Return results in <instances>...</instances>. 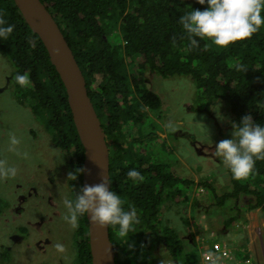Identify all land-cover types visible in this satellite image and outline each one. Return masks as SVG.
<instances>
[{
  "label": "trees",
  "instance_id": "trees-1",
  "mask_svg": "<svg viewBox=\"0 0 264 264\" xmlns=\"http://www.w3.org/2000/svg\"><path fill=\"white\" fill-rule=\"evenodd\" d=\"M42 2L52 12L74 52L102 122L110 151L111 190L121 197L126 209L134 208L137 213L138 223L128 243L110 227L117 264H153V244L163 241L174 261L184 250L189 253L184 256L187 264H199L200 256L188 250L178 232L163 221L164 203H189V191L195 181L174 172L171 145L157 131L160 129L174 139L176 133L161 127L160 122L164 124L167 118L164 102L160 94L150 89L146 74L164 79L190 78L201 103L197 111L202 114H213L217 103H225V118L230 111L239 121L244 115H251L254 122L264 124V26L250 39L226 49L205 40L192 46L179 17L191 8L207 7L197 0ZM0 19L15 26L7 39L0 40V53L13 69L10 86L18 102L29 107L45 125V132L65 157L68 172L83 169L85 150L67 91L46 47L28 26L14 0H0ZM116 32L119 38L113 41ZM17 73H27L30 83L24 87L17 85ZM197 107L193 104V111ZM133 129H137L139 139L134 138ZM38 137L34 133V141ZM190 140L195 141L192 136ZM130 168L140 171L143 179L136 183L129 180ZM228 174L230 189L224 192L223 188L213 199L218 207L248 196L250 202L243 211L264 208V159L256 161L253 173L245 179H233L229 170ZM202 185L214 191L211 181ZM69 186L73 198L83 187V171L75 181L69 176ZM240 217L241 210L231 218ZM74 242L75 264H92L86 215L79 219ZM3 256L2 264H11V250L6 248Z\"/></svg>",
  "mask_w": 264,
  "mask_h": 264
},
{
  "label": "rangeland",
  "instance_id": "rangeland-1",
  "mask_svg": "<svg viewBox=\"0 0 264 264\" xmlns=\"http://www.w3.org/2000/svg\"><path fill=\"white\" fill-rule=\"evenodd\" d=\"M118 38L116 32L113 41ZM12 74L11 65L0 53V160L17 169L13 178L0 176V264L4 261L6 248L11 250V264H75L74 234L77 227L72 228L64 220L67 210L63 201L72 199L65 157L45 132V125L29 107L18 102L10 86ZM146 77L150 81V89L160 94L164 102L167 118H164V124L160 122L161 127L170 128L171 125L175 128L176 139L168 138L167 133L160 129L157 131L171 145L173 154L170 161L174 172L183 179L195 181V186L189 191L192 197L189 203L179 206L164 203V223L186 240L187 249L195 251L201 257V262L204 261L205 249L212 250V242L226 244L235 262L241 261L247 243L251 242L250 230L245 220H240L226 232L225 222L232 214L235 200H229L223 208L213 202L215 194H221L223 188L225 192L231 187L228 168L215 152L216 143L231 138L229 117L226 116L224 122L219 124L214 112H198L201 103L197 88L188 77L164 79L151 73H147ZM193 104L198 106L194 111ZM219 104L223 115L228 110L225 103ZM149 115L154 117L153 114ZM202 124L207 128L210 139ZM10 132L15 133L21 141L16 151H9ZM34 133L40 136L36 141L33 139ZM132 134L139 139L137 129H133ZM186 135L192 136L195 141L189 140ZM24 153H27V157ZM206 180L214 184V191L200 187ZM247 199L244 197L242 205L246 204ZM249 219L251 224L258 221L249 245L253 248L252 260L255 264H264V211L256 210ZM24 227L27 229L26 240L11 239ZM189 241L191 244H188ZM57 244L63 245V248L58 249ZM249 246L247 254L250 252ZM152 249V260L156 264H187L184 256L189 253L179 251L182 256L174 261L164 241L155 242Z\"/></svg>",
  "mask_w": 264,
  "mask_h": 264
},
{
  "label": "clouds",
  "instance_id": "clouds-1",
  "mask_svg": "<svg viewBox=\"0 0 264 264\" xmlns=\"http://www.w3.org/2000/svg\"><path fill=\"white\" fill-rule=\"evenodd\" d=\"M197 3L200 5L206 4L207 7L203 10L191 8L190 11L179 17V23L188 35L189 44L192 46L197 45L200 40H205L217 48L226 49L237 42L250 39L253 34L264 26V0H197ZM14 27V25L6 24L4 20L0 19V40L7 39L14 31ZM14 79L17 85L21 87L30 83L27 73H17ZM213 112L216 115V119L223 123L226 118L221 114V105L219 103H217L216 110ZM227 116L231 122V138L223 139L216 143V156L222 159L233 179H245L253 173L256 161L264 159V124L254 122L251 115H244L240 121L238 118L235 119L233 114H230V111ZM169 127L172 131H175L173 126L170 125ZM203 127L209 138L207 128L204 125ZM20 142L15 133L10 132L8 134L9 151H16V146ZM23 155L27 157V153ZM82 171L83 169H76L75 172L69 173V176L75 181ZM16 174L17 169L14 166H9L6 161L0 160V176L13 178ZM127 178L133 183L143 179L140 171L135 168H130L127 171ZM201 186H203L202 183ZM206 188L210 189V187ZM200 190L203 191V189ZM244 197L248 199L246 204L242 205ZM233 200H235V203L232 206L231 216L225 222V231L227 232V229L232 227L234 223L245 220V224L250 230L249 238L252 242L251 234L254 233L253 230L257 228L258 224L252 227L253 223L251 224L249 216L254 214L256 210L264 211V208L261 207L245 212L242 209L250 202V198L242 196L239 200ZM237 203H239V206H237ZM63 204L67 210L64 220L72 228L78 227L80 217L87 215L101 228L105 226L114 227L117 236L124 239L126 243H128L130 233L135 230V225L138 223L136 210L131 207L126 209L123 206L121 197L110 190V182L108 180H102L94 185L83 186L72 199H64ZM239 210H241L242 217L238 220H232L231 217L236 216ZM227 221L231 222L227 224ZM258 233L262 236L260 231ZM20 235L21 231L13 237H18L19 239ZM182 240L185 244L186 240ZM188 244H191V241ZM250 244L248 242L247 246ZM192 245H194V241ZM56 247L62 249L63 245L57 244ZM246 250L243 259L235 262L232 251L228 249V246L216 242L213 244L211 251L208 248L205 249V255L202 258V261H204L201 262L200 257L199 264H206L208 255L214 256L217 264H255L252 260L253 248L249 246L250 252L248 254ZM167 263L173 264L172 262Z\"/></svg>",
  "mask_w": 264,
  "mask_h": 264
},
{
  "label": "water",
  "instance_id": "water-1",
  "mask_svg": "<svg viewBox=\"0 0 264 264\" xmlns=\"http://www.w3.org/2000/svg\"><path fill=\"white\" fill-rule=\"evenodd\" d=\"M14 1L28 26L46 47L67 91L73 121L85 150L83 186L108 180L111 190L109 145L74 52L42 0ZM87 220L92 264H117L110 226L101 228L88 216Z\"/></svg>",
  "mask_w": 264,
  "mask_h": 264
},
{
  "label": "flooded vegetation",
  "instance_id": "flooded-vegetation-1",
  "mask_svg": "<svg viewBox=\"0 0 264 264\" xmlns=\"http://www.w3.org/2000/svg\"><path fill=\"white\" fill-rule=\"evenodd\" d=\"M186 136H187V135H186ZM187 137H188V136H187ZM188 138H189V137H188ZM151 150H153V149H151ZM153 153H156L155 150H153ZM20 231H21V235H22L21 237H22V238L20 237L21 239L19 238V240H20V241H22V240H26V238H27V237H26V236H27V235H26V233H27V229L24 227V228H21ZM28 232H29V231H28ZM11 239H12V238H11ZM13 239L16 240V239H18V237H13ZM8 250H9V249H8ZM45 252H47V251H45ZM47 253H48V252H47ZM152 259H153V258H152ZM154 264H156V263H154ZM160 264H163V263H160ZM166 264H169V263H166Z\"/></svg>",
  "mask_w": 264,
  "mask_h": 264
},
{
  "label": "built area",
  "instance_id": "built-area-1",
  "mask_svg": "<svg viewBox=\"0 0 264 264\" xmlns=\"http://www.w3.org/2000/svg\"><path fill=\"white\" fill-rule=\"evenodd\" d=\"M218 248V247H216ZM206 264H217L214 256L208 255L206 257Z\"/></svg>",
  "mask_w": 264,
  "mask_h": 264
},
{
  "label": "crops",
  "instance_id": "crops-1",
  "mask_svg": "<svg viewBox=\"0 0 264 264\" xmlns=\"http://www.w3.org/2000/svg\"><path fill=\"white\" fill-rule=\"evenodd\" d=\"M255 224H258V221H256L255 223H253V224H252V227H254V226H255Z\"/></svg>",
  "mask_w": 264,
  "mask_h": 264
}]
</instances>
